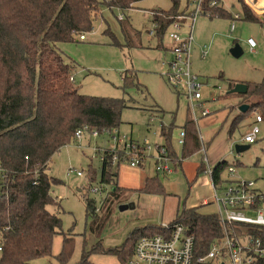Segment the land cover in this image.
<instances>
[{
    "label": "rangeland",
    "instance_id": "obj_1",
    "mask_svg": "<svg viewBox=\"0 0 264 264\" xmlns=\"http://www.w3.org/2000/svg\"><path fill=\"white\" fill-rule=\"evenodd\" d=\"M221 2L234 18L236 14L242 15L240 0ZM178 3L179 11L185 13L183 16L194 11L193 2L188 5V0H178ZM172 4L173 0H143L122 23L119 19L124 15L120 11L103 6L94 20L92 31L84 34L85 41L77 37L76 42L58 46L73 65L72 76L81 94L126 101L127 108L121 114L122 123L118 129L120 139H131L150 147L142 166L131 167L128 162L121 164L118 186L127 190L140 189L147 177L156 176V147L165 142L161 135L162 126H174L172 146L179 159L183 146L178 143V135L190 117L200 141V149L187 156L182 169L159 175L165 194L148 195L123 190L119 200L109 198L111 186L101 183L98 174L101 158L93 151L94 147H112L113 141L85 136L55 153L49 163V173L60 183L53 186L52 194L61 205L63 230L74 235L73 251L67 264H77L84 251L90 252L93 264H120L115 256L93 250L100 246L104 251L123 247L136 229L169 224L185 208L196 207L204 214L216 213L211 175L206 172L191 182L202 162L207 168H213L218 160L223 159L230 164L238 162L233 175L225 178L257 183L264 191V112L241 113L239 107L245 104L241 95H228L233 82H264V24L197 16L189 61L192 73L202 84V108L196 104L194 109L183 92L180 91L179 95L175 92L165 76L167 63L174 59L173 49L178 46L170 34L178 33L184 41L189 36L192 20L187 19L179 31L170 25L162 38L156 35L151 23L152 10H169ZM232 23L236 27L234 32H230ZM122 24L130 25L133 34L131 47L127 46ZM250 37L257 43L254 50L246 43ZM235 41L243 49L239 58L230 54ZM126 76L130 80L127 86L124 83ZM203 109L210 113L202 116ZM256 115L263 117L258 140L238 154L235 146L247 145L242 138L253 127ZM202 148L205 152L200 151ZM91 171L96 174L93 181ZM95 189L101 193H92L91 190ZM217 194L222 195V190ZM86 197L99 201L107 198L105 206L98 204L99 219L86 216ZM204 201L209 204L203 205ZM119 202L127 206L132 203L133 208L128 206L120 210ZM48 210L59 213L55 206H49ZM108 210L110 213L106 216ZM256 215V212L248 213L249 217ZM62 243V236L56 237L52 256L39 258L34 264H61L58 256Z\"/></svg>",
    "mask_w": 264,
    "mask_h": 264
},
{
    "label": "trees",
    "instance_id": "obj_2",
    "mask_svg": "<svg viewBox=\"0 0 264 264\" xmlns=\"http://www.w3.org/2000/svg\"><path fill=\"white\" fill-rule=\"evenodd\" d=\"M141 1L143 0H0V264H34L39 258H49L58 236L63 238L62 251L58 256L60 263L69 262L74 235L62 228L61 205L52 194L53 186L60 182L50 175L49 163L61 148L78 141L75 133L79 130L84 131V137L114 142L115 137H120L118 129L122 123L121 114L127 104L124 99L81 94L75 81L71 80L73 65L58 46L76 42L77 37L91 32L94 20L103 6L111 11H120L124 15L122 20L119 19L122 23ZM190 2L188 0V5ZM210 2L212 0H207L205 13H200L199 16L211 20H234L222 5L211 7ZM240 3L241 20L264 24V17L254 15L242 0ZM183 14L185 13L179 11L178 0H173L169 10H152L151 23L156 35L162 38L168 27ZM190 14L186 13V16ZM122 29L127 46L131 47L133 34L130 25L122 24ZM129 82L126 76L125 86ZM236 84L231 83L229 91ZM246 84L247 93L238 94L245 104L249 103L245 114L257 110L264 112V82ZM174 88L179 95L180 91ZM235 124L236 122L233 126ZM173 130L174 126H162L161 135L165 142L157 145L156 151L164 147L175 170L193 150L200 149V141L190 117L181 129L185 131L186 137L179 159L172 146ZM129 140L136 146L135 151L139 150L143 155L146 146ZM188 145L193 149H188ZM113 146L106 149L96 147L99 150H93L101 158V168L98 171L101 183L111 186L109 198L119 200L123 190L149 195L165 194L157 172L156 176L147 177L144 187L140 189L127 190L118 186V171L122 163H129L130 156H126L123 149L111 151ZM115 155L118 160L113 163ZM237 165L238 162L230 164L225 160L211 168V180L218 190L232 184L233 181L227 180L225 176L229 168ZM206 172V164L202 162L191 182H195ZM91 173L93 181L96 174ZM91 192L99 194L101 190ZM106 200L107 198L99 201L86 197V216L99 219L98 204L105 206ZM118 204L121 205L122 202ZM49 206L57 207L59 213L50 212ZM109 213L110 210L106 216ZM168 225L183 226L187 234L195 237L196 248L201 254L207 253L223 237L218 215L201 213L198 208H185ZM161 233L163 225H149L132 232L129 243L123 247L104 251L100 246L93 252L111 254L120 264H128L140 238ZM239 234L236 230L233 233L234 236ZM254 235L264 244V228ZM77 264H93L90 252L84 251Z\"/></svg>",
    "mask_w": 264,
    "mask_h": 264
},
{
    "label": "built area",
    "instance_id": "obj_3",
    "mask_svg": "<svg viewBox=\"0 0 264 264\" xmlns=\"http://www.w3.org/2000/svg\"><path fill=\"white\" fill-rule=\"evenodd\" d=\"M191 2H193L194 11L189 16L179 17V20L172 24L174 29L179 31L187 19L192 20L189 36L184 41L178 33L170 34V38L178 43V46L173 49L174 59L171 63H167L165 76L171 86L183 92L192 108L195 109L196 104L202 108V84L191 71L189 54L193 41L194 24L197 16L200 13H205L204 7L207 0H191ZM242 2L252 13L264 17V0H242ZM209 5L211 7L221 6L222 2L221 0H212ZM240 18L241 16L236 14L234 20ZM120 19L122 20V17ZM235 29V23H232L230 32H234ZM79 39L85 41V35H81ZM246 43L251 50L257 47L253 38H248ZM203 54L206 55L205 49ZM71 80L74 81V78L72 77ZM209 113L206 109L200 112L202 116ZM193 116L196 119L195 112H193ZM262 122L263 117L256 115L253 127L242 139L244 144L251 145L258 140L261 131L259 124ZM84 134L83 130H79L75 133V137L80 141ZM93 136L97 137V134L93 133ZM185 137V131L180 130L177 140L182 146L185 143ZM120 138H114L115 146L111 151L123 149L125 155L130 156L129 164L131 167L144 164L147 150H150V147H146L142 155L139 150L135 151L136 146L130 143V140ZM93 150L99 149L94 147ZM200 151L205 152V149L202 148ZM117 160L118 156L115 155L113 163H116ZM171 162V157L164 147L156 151L155 169L158 174L165 176L172 173L174 168L171 166ZM207 173L211 175V168H207ZM228 173L233 175V168H229ZM80 175L81 173H78V176ZM1 178L2 176L0 180ZM212 187L215 191L214 203L217 208L216 214L222 225L223 237L215 242L207 253L201 254L199 252L195 245V237L187 234L183 226L171 227L165 224L163 225V233L142 237L137 241L128 264H264L263 241L254 235L258 230L264 228V216L262 215L264 193L256 190V183L242 180L233 181L232 184L227 185L222 189V195L217 194L218 189L214 185ZM250 212H256V217H249L248 213ZM235 230L240 232L238 236L233 235Z\"/></svg>",
    "mask_w": 264,
    "mask_h": 264
},
{
    "label": "water",
    "instance_id": "obj_4",
    "mask_svg": "<svg viewBox=\"0 0 264 264\" xmlns=\"http://www.w3.org/2000/svg\"><path fill=\"white\" fill-rule=\"evenodd\" d=\"M230 54L235 58H239L243 54V49L238 43H236L230 49ZM247 91H248V85L246 83H237L235 87L229 91V93L230 94H246ZM248 109H249L248 104H244L239 107V111L241 113H245ZM249 148H250V145H236L235 146V150L238 154L248 150ZM128 206L129 208H133L132 203ZM128 206L123 204L120 206V210H125L128 208Z\"/></svg>",
    "mask_w": 264,
    "mask_h": 264
},
{
    "label": "crops",
    "instance_id": "obj_5",
    "mask_svg": "<svg viewBox=\"0 0 264 264\" xmlns=\"http://www.w3.org/2000/svg\"><path fill=\"white\" fill-rule=\"evenodd\" d=\"M253 14H254V13H253ZM254 15H256V14H254ZM256 16H258V15H256ZM258 17L263 18V17H261V16H258ZM250 38H251V37H250ZM234 44H236V43H234ZM234 44H233V45H234ZM247 46H248V45H247ZM248 47H249V46H248ZM249 48H250V47H249ZM74 81H75V80H74ZM238 83H239V82H238ZM254 123H255V121H254ZM260 124H261V123H260ZM242 139H243V138H242ZM188 149L191 150V149H193V147L188 145ZM193 152H195V151L193 150L192 153H193ZM221 161H225V159H223V160H218V163L221 162ZM218 163H217V164H218ZM183 164H184V161L182 162V165H180L178 168H181V169H182ZM217 164H216V165H217ZM216 165H215V166H216ZM215 166H214V167H215ZM214 167H213V168H214ZM178 168H177V169H178ZM197 169H198V167H197ZM197 169H196V172H197ZM226 175H227L228 177H230V175H229L228 172H227ZM195 176H196V173H195ZM195 176H194V178H195ZM193 180H194V179H193ZM231 181H232V180H231ZM212 186H213V184H212ZM212 188H213V187H212ZM132 190H133V189H132ZM136 190H137V189H136ZM256 190L259 191V192L264 193V191H262V190L260 189V187L257 185V183H256ZM148 195H149V194H148ZM128 199H129V198H128ZM213 203H214V201H213ZM208 204H209V203H208L207 201H204V202H203V205H208ZM214 205L216 206L215 203H214ZM194 208H196V207H194ZM216 209H217V208H216Z\"/></svg>",
    "mask_w": 264,
    "mask_h": 264
}]
</instances>
